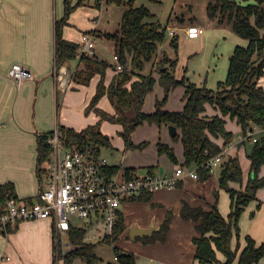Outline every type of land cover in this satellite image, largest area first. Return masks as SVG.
Listing matches in <instances>:
<instances>
[{
	"label": "trees",
	"instance_id": "obj_1",
	"mask_svg": "<svg viewBox=\"0 0 264 264\" xmlns=\"http://www.w3.org/2000/svg\"><path fill=\"white\" fill-rule=\"evenodd\" d=\"M153 1V0H152ZM155 1V0H154ZM125 2L128 8L124 11L120 29L116 32H106L105 35L114 40L115 50L126 69L114 75L109 85L106 84V73L110 63L100 60L97 56L83 55L79 62L83 68H77L73 72V79L81 84H89L96 74H100L97 91L92 97L90 107L100 115L96 123L89 124L81 130L60 125L63 137L69 145L80 144L88 148L95 156L101 155V149L111 145L110 136L103 131L102 121L107 119L123 126L121 135L128 148H143L148 141L134 143L132 134L136 128L148 121L150 123L173 124L181 132L174 138L181 139L184 146V165L198 168L201 180H207L213 172L206 168L207 161L222 153L224 148L212 137L222 136L225 144H228L234 134L226 128V115L236 118L246 132L253 125L264 126V87L260 79L264 75V0L247 1L238 0H212L207 5V13L210 18L218 20L219 24H229L240 36L249 40L248 45H236L230 57L228 75L225 80L218 82L217 88L212 89L206 85L199 86L186 77H178L175 69L178 58L171 57L166 52L157 61V55L161 45L166 39L169 22L163 25L156 14L145 4L135 5L136 0H65L64 15L56 20L55 41L56 56L55 68H59L64 61L74 60L81 44L67 39L64 36V27L69 24L71 14L80 6L94 5L102 8L103 3ZM85 33L101 34L98 29L87 30ZM102 35V34H101ZM170 44L177 54L179 48L178 34L170 39ZM152 62V70L144 73L146 64ZM159 64V67H158ZM159 68V82L165 90V97L157 100L156 110L147 113L143 110L146 95L153 91L157 78L154 75L155 68ZM137 75L139 78L134 79ZM179 85H185L184 99L186 104L180 111H171L164 108L172 89ZM108 94L115 107V113H109L98 106V102ZM216 104L222 115L211 118L202 116L206 104ZM59 105V104H58ZM59 107V106H58ZM52 133H39L38 136V168L39 172H47L46 164L51 157V144L48 141ZM160 154L178 163L176 150L173 146L160 141L158 143ZM251 160L249 178L242 189L231 186V182L244 183V172L238 156H227L221 162L219 185L225 189L231 198V210L225 216L219 208V191L216 189V200L210 205V209L203 206H193L184 201L181 215L186 220L196 223L199 234L194 237L196 244L195 258L200 264L214 263L233 264L238 258V264H254L264 257V242L258 244L250 235H245L246 245L240 250V245L233 246L235 235L240 236V217L250 202L257 197V191L264 186V176H260V169L264 164V133L254 142L252 150L248 154ZM155 165L148 166L150 172H155ZM120 168L109 165V173L118 172ZM136 168H125V174L132 176L137 174ZM17 200L12 183L0 184V211L10 197ZM153 192H145L138 197L130 198L131 201H150ZM114 226L113 232L106 234L99 241L93 242L86 239L88 227L76 225L67 233V240L71 247L63 253V249L55 245L56 260L63 259L65 264H75V259L80 258L85 264H105L97 254L98 244L107 242L114 244L117 260L120 264H137V255L130 250H121L115 243L126 230V218L122 210ZM173 210L167 209L165 218L158 230L146 235L142 239L146 242L165 241L173 219ZM251 215H254L252 212ZM13 224H9L6 230L10 231ZM16 227V224L15 226ZM237 238V239H238ZM138 239H141L138 237ZM218 251L222 252L225 260L218 259ZM107 264H113L111 262Z\"/></svg>",
	"mask_w": 264,
	"mask_h": 264
},
{
	"label": "crops",
	"instance_id": "obj_2",
	"mask_svg": "<svg viewBox=\"0 0 264 264\" xmlns=\"http://www.w3.org/2000/svg\"><path fill=\"white\" fill-rule=\"evenodd\" d=\"M75 1L77 0H73ZM209 2L207 1L206 11ZM102 10L103 7L97 8L94 5H83L77 8L71 14L69 24L64 27V36L69 40L80 42L85 31L98 29L102 35L92 33L96 42L101 37L106 40L105 43H109L108 39H112L108 38L105 33L111 31L108 27L104 30L100 29L101 23L99 24L98 20L102 15ZM64 12L65 0L0 1V184L12 183L20 199L35 200L47 182L46 173L39 172L38 168L39 133L50 132L59 124L81 130L100 119V115L90 107L92 97L97 91L100 74H96L89 84L73 81L65 92L57 86L55 80V23L64 15ZM214 20L209 17L210 24H213ZM188 26L183 28L186 36H188L186 31ZM109 45L114 50L115 44ZM99 54L103 56L95 49L94 55L104 60L105 58L100 57ZM73 62L75 64L72 67ZM13 63H21L29 67L34 72L35 78L25 80L20 85L17 84L8 76V70ZM63 64L71 71L84 67V64L77 58L66 60ZM117 73L115 65L108 67L107 85ZM154 74L158 79L160 73L156 71ZM138 78L137 75L134 76V79ZM262 78L260 84L264 87ZM156 83L154 90L146 95L143 110L147 113L154 112L157 108V100L165 96L162 84ZM185 91V85L172 89L164 108L182 110L186 104ZM172 97H175L174 103L171 100ZM98 106L109 113L116 111L107 93L100 99ZM201 115L211 118L215 115H222V112L218 105L207 103ZM225 119L226 128L234 134L232 140L225 144L222 136L212 138L224 148L222 161L227 156L239 157L244 172V183L241 185L232 181L230 184L237 189H242L250 175L251 160L248 154L254 142L245 138V131L236 118L226 115ZM109 123L107 119H104L102 129L110 136L111 145L107 148L112 150L110 156L112 155L113 159H108L102 152L101 155L108 159L109 165L118 166L121 173L125 172V168L133 167L136 168L137 174H143L149 171L148 166L155 165V172H160L162 167V173L166 175V172L174 169L178 164H184L183 143L180 139L177 146L175 145L177 141L174 138L175 135L170 133L169 124L154 125V127L144 125L142 127L146 131L143 134L138 130L134 131L132 139L135 143L143 141L151 143L145 147L148 150L146 152L138 148H128L124 138L122 141V138L112 133L113 129L108 126ZM145 123L148 121L141 125ZM105 128H111V130ZM118 129L120 130L116 128ZM180 132L178 128V133ZM263 133L258 131L256 135L259 137ZM135 135H138L136 139H134ZM237 137L238 140L235 141ZM160 141L175 147L179 163L173 164L167 154L159 153L158 143ZM249 143L250 148H248ZM151 146H153L152 153L149 152ZM119 150L122 151L121 157L114 159V154ZM220 165L207 180H201L200 177L199 179H181L178 186L174 188H163L156 191L152 200L145 204L146 207L143 206V201H126L122 205V212L126 218L127 228L115 244L120 247L119 243L124 240L123 244L128 250L137 254V264H200L195 258L194 237L199 234L196 223L184 219L181 209L184 200L193 206L210 209L208 202H213L216 189L219 188L223 194L222 203L219 204L220 210L225 216L229 214L230 194L220 188L218 178L214 175L219 168L221 172ZM260 176H264V164L260 169ZM226 204L227 206L230 204L228 209H225ZM138 206L143 209H139ZM168 208H172L174 214L165 241L146 242L142 237L138 239L139 236L134 239L127 238L128 241H125L127 233L130 237L133 224L150 227L154 223L160 228ZM252 212L254 215H251ZM153 216L156 218L154 219ZM239 224L240 237L235 235L233 239L234 247L240 245L239 252L246 245L245 235L247 234H250L258 244L264 242V186L258 189L256 199L252 200L243 211ZM14 226L10 231L0 228V264H65L63 259L56 260L55 257L54 220L52 218L25 219L18 222L16 227ZM218 257L220 260H225V256L220 251ZM79 261L82 260L76 258L74 263L81 264ZM234 263L238 264V258ZM254 264H264V257Z\"/></svg>",
	"mask_w": 264,
	"mask_h": 264
},
{
	"label": "built area",
	"instance_id": "obj_3",
	"mask_svg": "<svg viewBox=\"0 0 264 264\" xmlns=\"http://www.w3.org/2000/svg\"><path fill=\"white\" fill-rule=\"evenodd\" d=\"M167 30L173 37L177 34L178 27L170 25ZM186 31L189 37H198L205 31V26L191 25ZM95 46L94 35L84 33L77 59L83 55H94ZM114 60L118 71L126 69L117 53ZM55 75L59 79L57 86L65 92L72 84L69 69L62 64L55 68ZM8 76L19 85L25 80L35 78L34 72L21 63H13L8 70ZM258 131L264 132V126H250L244 136L255 142L259 138L256 135ZM48 141L51 144V157L47 166L46 185L31 202L17 200L11 196L0 211V228H6L9 224L15 225L25 219L52 218L55 245H61L63 252L71 247L67 240L68 231L79 225L73 218L88 221V224L83 225L88 229L89 225L92 226L90 233H102L100 236L103 237L113 232L119 211L130 198L145 192L154 193L163 188H174L187 173L193 178H199L198 168L188 171L184 164H180L171 176L159 171L132 176L120 171L109 173L106 157L95 156L80 144L69 145L59 125L52 130ZM222 159V153H219L211 157L205 167L213 172ZM115 258L117 259V256Z\"/></svg>",
	"mask_w": 264,
	"mask_h": 264
},
{
	"label": "rangeland",
	"instance_id": "obj_4",
	"mask_svg": "<svg viewBox=\"0 0 264 264\" xmlns=\"http://www.w3.org/2000/svg\"><path fill=\"white\" fill-rule=\"evenodd\" d=\"M207 1H212V0H155V1L154 0L153 1L152 0H136L135 5H141V4L147 5L156 14V18L163 25H165V24H167V22H169L168 23L169 26L170 25L179 26V28L177 30L178 35H179L178 36L179 48H178L177 54H176L173 46L170 44V39L172 37L167 30L166 39L163 42V44L161 45V49L157 55V61L162 58L164 52H166L168 55H170L173 58L177 57L178 63H177L176 69H175V74L178 77H180V78L186 77V78H188V80L195 82L199 86L206 85L209 88L216 89L218 82L220 80H225L227 75H228L230 57L233 54L236 45L246 46V45H248L249 40L238 35L232 29L231 25L226 24V23L219 24L217 19L214 20L213 24H210L209 23V17L207 15V11H206ZM238 1L246 3L247 1H254V0H238ZM102 7H103L102 15H101V17L99 16V18H98L99 24L101 23L100 29L104 30L105 27H108V29L111 32L118 31L120 29V24H121L123 13L128 8V5L125 2H123L121 4H118L115 2H111V3L105 2V3H103ZM181 19H182V21H181ZM106 23H108V26H106ZM190 24L191 25L203 24V25H205L206 29L199 37L190 38V37L186 36L185 30L183 29L184 27H186ZM262 33L264 34V28H262ZM105 42H106L105 39H102L101 37H99L97 39L95 49L102 53L103 56H101L99 54L100 57L105 58L104 60L108 61L110 63V66L111 65L114 66L115 60L113 58V55L115 52V48H114V50H112L109 44H115V43L113 40H109V39L107 41L109 43H105ZM74 64H75V62H73V64H71V66L73 67ZM158 67H159V64H158ZM158 67L155 68L154 72H156V71L159 72ZM56 70H58V69H56ZM150 70H152V62H149L146 64V67L143 70V72L149 73ZM73 72L74 71L69 70V73L72 76V82L75 81L73 79ZM155 77H156V75H155ZM55 80H56V83L58 85L59 79L57 78L56 75H55ZM262 80L264 81V75H263ZM157 81L159 82V78L157 79ZM157 86H160V85H157ZM179 86H181V85H179ZM169 96H170V94H169ZM161 99H163V97L159 98V100H161ZM168 99H169V97H168ZM168 99H167V101H168ZM171 100L174 103L175 97H172ZM167 101H166V103H167ZM166 103L164 104V107L167 105ZM172 107H176V106H172ZM171 111H176V110H171ZM109 122L110 123L108 126L113 129L112 133L116 137L122 138V141H123V137L121 135V130H122L123 126H121V124L116 123V122H111V121H109ZM144 125H147V127H154V125L158 126L159 124L148 122V123H145L143 125H139L136 128L135 132L138 130L139 132H141L143 134L144 131H146L142 127ZM111 128H105V129L111 130ZM116 128H120V130L119 129L116 130ZM137 137H138V135H135L134 139H136ZM237 140H238V137L235 141H237ZM176 141L177 142L175 145L177 146V143L180 142V139H178ZM148 144L150 145L151 143L148 142ZM167 144H169V143H167ZM249 145H250V143H249ZM253 145H254V143H253ZM107 147L108 146L102 147L101 152L103 153L104 156H106L108 159L111 160V159H113V156L112 155L110 156L112 150L108 149ZM250 147H251V145L248 146V148H250ZM133 149H137V148H133ZM138 149L141 151L148 152V150H146L145 147L138 148ZM152 150H153V146H151L149 148V152L152 153ZM121 154H122L121 150H119V152H116L114 154V159L120 158ZM176 154H177V151H176ZM173 164H177V163L173 162ZM179 165L180 164H178L174 169H171L168 172H166V175L167 176L173 175ZM47 166H48V163L46 164V167ZM185 167L187 168L188 171L195 169L194 166L185 165ZM214 175L218 178V182H219L220 168L215 171ZM188 178H193V177L187 173L182 177V180H184V179L186 180ZM194 179H199V178H194ZM217 190L219 191V204H220V202L222 203L221 199H222L223 194L219 188H217ZM154 193H153V196H154ZM215 200H216V196L214 197L213 202ZM184 201H186V200H184ZM213 202H208V205L210 206ZM143 204H144L143 206L146 207L145 204H147V201H143ZM229 206H230V204H228V206L226 204L225 209H228ZM138 208L143 209L139 206H138ZM219 208H220V206H219ZM168 209L173 210L172 208H168ZM153 218L155 219L156 216H153ZM73 221L79 225L80 224H88V221L82 220V219L77 218V217L73 218ZM239 226H240V224H239ZM90 228H92L91 225H89V229H88L86 239L88 241H93V242L99 241L102 238L100 236V234H102V233H98V234H93L92 232L90 233ZM240 234H241V227H240ZM127 238L131 239L132 238L131 234L129 237V234L127 233V235L125 237V241H128ZM123 243H124V240H122L119 243L121 245L119 248L123 251L128 250V248ZM66 251H68V250H66ZM96 252L101 257L103 263L107 264V263L111 262L113 264H120L118 262V260L115 258L116 250L114 248V244L102 242V243L98 244ZM218 259H219V257H218ZM220 261H223V260H220ZM79 262L81 264H84L82 261H79ZM214 263H217V262H214ZM233 264H235V263L233 262Z\"/></svg>",
	"mask_w": 264,
	"mask_h": 264
},
{
	"label": "water",
	"instance_id": "obj_5",
	"mask_svg": "<svg viewBox=\"0 0 264 264\" xmlns=\"http://www.w3.org/2000/svg\"><path fill=\"white\" fill-rule=\"evenodd\" d=\"M169 130L172 135H176L178 133V127L173 124H169ZM162 167L160 173H162ZM159 227L155 226L153 223L150 227H140L138 224H133L130 229L131 237L134 239L136 237H144L146 235H151L155 230H158ZM95 264H99L98 262Z\"/></svg>",
	"mask_w": 264,
	"mask_h": 264
}]
</instances>
